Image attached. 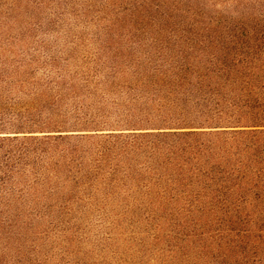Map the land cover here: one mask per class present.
<instances>
[{
	"label": "rangeland",
	"instance_id": "obj_1",
	"mask_svg": "<svg viewBox=\"0 0 264 264\" xmlns=\"http://www.w3.org/2000/svg\"><path fill=\"white\" fill-rule=\"evenodd\" d=\"M2 63L8 120L64 139L4 149L0 264H264L232 136L179 185L121 135L264 121V0H0Z\"/></svg>",
	"mask_w": 264,
	"mask_h": 264
},
{
	"label": "trees",
	"instance_id": "obj_2",
	"mask_svg": "<svg viewBox=\"0 0 264 264\" xmlns=\"http://www.w3.org/2000/svg\"><path fill=\"white\" fill-rule=\"evenodd\" d=\"M5 63L0 64V78L4 75L3 68ZM9 75V73H8ZM12 78L15 75H11ZM7 113L6 110L3 108L0 102V173H4V163H9L13 165L12 156L7 150L10 147L14 146L15 144L24 145H31L30 142L39 141V140H53V139H64L62 135L58 136H51L53 132H33L27 131L18 127L15 124H12L11 121L8 120L6 117ZM250 116V117H246ZM253 115L245 114L239 119H234L233 122L227 123L228 126H223L222 124L218 125H188L185 127L179 128H150L148 129H135L131 131H153V133H135V134H121L127 135L126 138H132L133 143L135 145L138 143L137 140L139 139H148L152 145H155L156 150L159 151L160 149H169L172 151H185L181 152L184 155L172 152V154L165 153L162 155L164 157V161L162 162L164 171L167 172H174L171 175V179L175 181L174 177L179 178L180 183L179 185L184 184L185 182L188 184V180L190 178H194L199 176L200 172H194L196 167L201 166L204 162V158H208V153H211L218 149L215 145L216 143L218 146L221 144L223 145L224 140H218V142L213 143L211 141H202V137H215L220 139L219 137L222 136H232L234 139L235 147H243L240 150V154L243 156V160L238 165H231V160L225 157L221 159L222 162H219L221 166H230L233 168L232 172L229 174L230 177L233 179L232 181L238 182L235 185L237 190L236 195L238 199L240 198L242 202L246 203V205L251 204L253 201L258 202L260 204L264 203V121L259 120L252 117ZM237 117V116H234ZM245 117V118H244ZM246 120H249L248 122ZM123 131V130H119ZM38 134H47L45 136H36ZM20 135H32V136H24L20 137ZM69 136V135H67ZM137 139V140H136ZM199 143L202 144L200 156L195 159L192 156H186L191 150V143ZM225 145H228L226 143ZM138 146H145V144L140 143ZM208 146V147H206ZM28 147V146H27ZM187 147H190L187 148ZM206 147V148H205ZM199 150H196V152ZM6 154L10 155L9 159H6ZM204 157V158H203ZM222 158V157H221ZM194 161H198L197 163H193ZM210 161V160H209ZM207 162V161H206ZM214 157H211V164L212 166H218V163H214ZM23 163H25L23 161ZM3 168V169H2ZM15 174V172L11 173ZM235 174L236 176H234ZM251 198L250 202L246 200Z\"/></svg>",
	"mask_w": 264,
	"mask_h": 264
}]
</instances>
